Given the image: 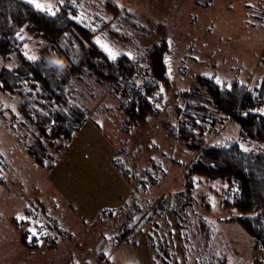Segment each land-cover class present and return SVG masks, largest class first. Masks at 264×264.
I'll return each mask as SVG.
<instances>
[{
  "label": "rangeland",
  "instance_id": "374dc122",
  "mask_svg": "<svg viewBox=\"0 0 264 264\" xmlns=\"http://www.w3.org/2000/svg\"><path fill=\"white\" fill-rule=\"evenodd\" d=\"M39 2L51 4L55 13L60 7H75L70 15L96 31L91 42L96 44L100 39L120 54L145 57L154 43L165 38L171 49L167 62L172 79V86L164 91L166 101L175 100L173 95L179 91H190L198 75L219 78L227 84L234 78L247 80L250 85L264 76V0ZM21 37L24 42L19 51L25 58L45 57L49 62L54 55L58 58L57 53L44 55L41 49L46 42L40 37L26 30L21 31ZM19 61L18 54L0 55V67H13ZM73 86L74 100L85 108L86 119L69 139L46 143L41 163L26 151L37 131L16 110L17 97L0 89V176L6 181L0 186V264H99L100 260L102 264H148L147 246L153 258L164 262L169 249L156 250L159 234L148 236L147 231L152 222L171 226L167 237L174 243L176 253L171 248V255L177 256L179 264H208V260L195 258L203 254L208 259L211 239L219 245L215 249L220 257L209 258L215 263L221 259L224 264H264V249L253 245L237 220L225 219L232 211L219 208V181L201 179L190 197L179 193L182 191L178 189H184L183 170L195 152L159 125L162 117L126 127L112 82L82 78ZM237 129L235 124L225 123L217 132L206 133V144L219 142L222 146L237 141L243 148L252 149L255 145H247ZM153 164L162 170L158 181L143 190L136 177L134 185L141 198L129 200L141 209L154 200L156 206L120 246L111 243L101 247L105 245L101 239L111 241L119 232L111 228H115V218L121 219V215H114L132 195L128 177L139 176ZM168 191L172 193L166 194ZM200 195L208 202L209 212L201 209ZM23 206L29 207L31 215L37 214L36 221L24 214ZM51 219L56 223L48 224ZM176 222L183 228H176L180 233L173 228ZM201 224L216 226L209 241L200 234ZM23 231H27L25 243ZM180 241L185 245L183 253Z\"/></svg>",
  "mask_w": 264,
  "mask_h": 264
},
{
  "label": "trees",
  "instance_id": "16d2710c",
  "mask_svg": "<svg viewBox=\"0 0 264 264\" xmlns=\"http://www.w3.org/2000/svg\"><path fill=\"white\" fill-rule=\"evenodd\" d=\"M70 12H75V7H60L55 15H51L37 10L26 0H0V55L10 57L18 54L20 57L17 65L0 67V89L17 97L16 110L37 131L26 148L31 158L41 163L46 143L69 139L85 121V108L73 97L74 81L86 78L89 82L96 77L110 81L119 96V106L125 113L126 127L142 125L160 116L159 125L167 127L171 136L194 150L193 158L182 173L184 189L180 188L178 190L182 192H178L190 197V191L201 179L219 181V207L232 211L225 219L237 220L249 233L253 245L264 249V116L254 111L264 105V76L250 85L247 80L236 78L228 84H217L211 76L198 75L190 91H179L173 95L175 100L166 101L164 91L172 86V79L169 62H166L171 49L165 38L154 43L145 57L130 58L122 53L113 61L91 42L96 31L78 22ZM22 30L45 40L46 44L41 49L45 56L57 53L58 58L54 55L52 62L45 57L35 60L25 58L19 51L24 42ZM145 59V64L141 65V60ZM228 122L237 126L240 138L247 140V145L255 146L246 152L237 141L222 146L219 142L206 144V133L217 132L219 126ZM153 165L142 170L139 176L131 175L133 179H129L128 174L115 165L128 177L132 194L128 200L141 198L140 190L134 185L136 177H139L143 190L148 184L158 181V173L162 170L157 169L158 164ZM5 184V179L0 176V186ZM171 193L168 191L166 194ZM200 196L201 209L209 212L208 202ZM156 201L143 209L135 202L126 201L121 206L122 211L114 215H121V219L115 218V228H111L119 232L112 235L111 241L101 239L105 244L101 247L119 244L127 238L149 215ZM26 207L24 214L36 221L37 214L31 215L29 207ZM109 213L113 211L109 209ZM42 216H45L44 213ZM51 221L47 223H56V220ZM200 226L203 230L200 234L208 241L214 237L216 226ZM175 227L183 229L178 228L177 222ZM147 231L148 236L156 232L159 234L156 250L169 249V256L163 259L165 263L153 258L154 264H174L167 226L163 229L162 223L152 222ZM26 232L21 233L23 243ZM32 237L36 238L35 235ZM210 254L208 259L201 254L195 260L224 264L221 259L218 263L209 260L215 256L214 247Z\"/></svg>",
  "mask_w": 264,
  "mask_h": 264
},
{
  "label": "snow or ice",
  "instance_id": "6c2138e0",
  "mask_svg": "<svg viewBox=\"0 0 264 264\" xmlns=\"http://www.w3.org/2000/svg\"><path fill=\"white\" fill-rule=\"evenodd\" d=\"M27 2L29 4H32L39 11H44V12H48L51 15H55V12L52 10L53 6L51 4L40 3L39 0H27ZM74 19H77L78 22L80 20V18H78V17H74ZM95 43L97 45H99L100 48L107 54L108 58L113 60V61H115L117 59V57L120 55V53L118 51H115L109 45L102 43L100 41V39H97L95 41ZM127 55H129V57L132 58L130 54H127ZM28 59L29 60H35L36 57L29 56ZM166 62H167V58H166ZM216 83L217 84L221 83L219 78H216ZM157 107H159V105H157ZM254 111L258 112L261 116H264V108L255 109ZM244 115H248V113H244ZM243 150L246 152L248 151L247 148H244ZM18 219L23 220V219H25V217L19 216Z\"/></svg>",
  "mask_w": 264,
  "mask_h": 264
},
{
  "label": "crops",
  "instance_id": "0c3cea01",
  "mask_svg": "<svg viewBox=\"0 0 264 264\" xmlns=\"http://www.w3.org/2000/svg\"><path fill=\"white\" fill-rule=\"evenodd\" d=\"M218 206H219V204H218ZM24 207L25 206H23V208L22 209H24ZM220 208V207H219ZM221 209V208H220ZM222 210V209H221ZM215 218H218L217 216L215 217ZM225 218H227V216L225 217ZM174 224V223H173ZM175 225V224H174ZM165 226H167V224L166 223H162V227H163V229H164V227ZM170 228H171V226H170ZM170 228L168 227V229H169V231H170ZM175 230H176V232L177 233H179L178 231H177V229H176V227H173ZM172 228V229H173ZM170 233V232H169ZM222 240V239H221ZM124 241H121L117 246H120L121 245V243H123ZM224 243H226L225 241H224ZM171 244H172V250H173V252L174 253H176V250L174 251V243H172L171 242ZM179 246H180V248H181V252H182V250H183V248H185V245H184V243L182 244V242L180 241V243H179ZM148 247V259H149V263L148 264H154V262H153V257H152V254H153V252H152V250H150V246H147ZM209 247L211 248V251L209 252V254L212 252V247H214V248H216V247H219V245H218V243H216L215 241H214V239L212 240H210V243H209ZM220 247H222V248H224V245H223V243L221 242L220 243ZM111 251V250H110ZM110 251H109V253H110ZM183 253V252H182ZM211 255V254H210ZM215 255H218V249H215ZM195 258V257H194ZM102 259V258H101ZM184 261H185V259H183ZM174 261H175V264H179L181 261L180 260H178L177 259V256L175 255L174 256ZM186 262V261H185ZM184 262V263H185ZM99 264H102V260H100V262H99ZM130 264H133V263H130Z\"/></svg>",
  "mask_w": 264,
  "mask_h": 264
}]
</instances>
